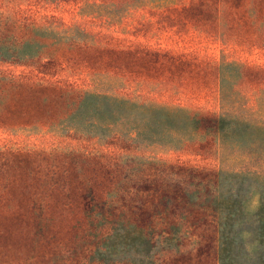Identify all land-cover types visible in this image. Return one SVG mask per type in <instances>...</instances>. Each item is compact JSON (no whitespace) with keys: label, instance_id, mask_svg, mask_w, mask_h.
<instances>
[{"label":"trees","instance_id":"trees-1","mask_svg":"<svg viewBox=\"0 0 264 264\" xmlns=\"http://www.w3.org/2000/svg\"><path fill=\"white\" fill-rule=\"evenodd\" d=\"M14 1L26 6L23 16L0 14V64L31 73L0 74V127L41 126L55 132L64 126L72 133L70 139L97 143L111 136L84 131L131 121L134 127L127 139L149 140L155 137L146 130L150 124L189 121L200 143L214 142L216 152L228 135L264 131L237 112L219 111L205 101L191 104V74L214 73L219 84L225 61L201 62L204 66L192 73L162 71L191 61L174 46L129 39L135 37L130 22L179 13L188 29L178 31V48L191 35L213 29L221 44L234 25L263 19L264 0H187L185 6L142 10L137 17L130 2L118 11L114 2L103 10V0L64 5ZM90 6L102 18L112 19L88 21L82 27L88 34L84 39L59 32L44 20L70 8L91 14ZM40 8L44 14L36 16ZM149 33L148 40L153 38ZM65 65L97 79L99 88H108L92 90L59 81L57 71ZM205 91L211 93L212 88ZM9 155L11 162L0 164V264H264V192L251 244L242 227L247 179H264L260 175L133 154L119 159L80 152ZM155 249L164 255L158 257Z\"/></svg>","mask_w":264,"mask_h":264},{"label":"rangeland","instance_id":"rangeland-1","mask_svg":"<svg viewBox=\"0 0 264 264\" xmlns=\"http://www.w3.org/2000/svg\"><path fill=\"white\" fill-rule=\"evenodd\" d=\"M80 0H45L47 4H75ZM101 4L106 10L107 4L114 2L118 11H123L126 2L134 7V17H137L142 10L154 11L167 7L185 6L187 0H103ZM240 2L244 0H238ZM138 2V3H137ZM92 3H89L91 5ZM23 5L14 0H0V14L24 15ZM92 7L91 14L78 10V8L66 9L65 12L45 15L46 24L56 26L59 32L68 33L77 39H84L88 34L82 27L88 21L100 20L105 23L111 17L102 18ZM264 12V5L262 7ZM262 12V13H263ZM44 14L43 9H36V16ZM27 15V13H25ZM242 15V14H241ZM40 16V15H39ZM231 15L226 17L230 21ZM110 23V22H109ZM178 24L177 29H173ZM135 37L129 39L145 40L140 44L151 42L156 47L174 46L183 59L188 56L191 63L172 64L163 67L162 71L179 72L186 69L188 72L200 70L199 66L211 60L225 61L219 72L222 74L221 81L214 83L213 74L209 72H196L191 74V86L189 92L192 96L191 104L199 105L205 101V105L218 108L219 111L237 112L240 117L246 118L250 125L264 126V17L254 19L249 26L234 25L233 30H226L223 38L224 42H218L214 29L205 34L191 35L185 46L178 48V31H186L188 26L184 22L182 14L165 13L156 15L153 19H147L145 23L130 22ZM201 28V26H200ZM173 29V30H172ZM149 33L150 40L146 39ZM174 32V33H173ZM90 33V32H89ZM173 33V34H172ZM115 38L121 35L111 34ZM144 37L145 39H140ZM148 40V41H147ZM117 43L116 41H113ZM192 46L190 52L187 49ZM226 46H229L226 48ZM170 57H173L170 55ZM199 62V63H196ZM199 64V65H197ZM70 65V64H69ZM59 72L58 80L73 83L71 86L79 88H99L97 79L84 74L77 67L67 66ZM261 68L263 73L258 71ZM204 71V70H203ZM57 72H49L57 75ZM28 68H16L12 65H1L0 74L24 76L30 74ZM102 86L99 89H107ZM212 88L211 93H206L205 89ZM218 89L221 94H219ZM118 91H121L120 89ZM155 104V103H153ZM159 103H156L157 105ZM121 116V115H120ZM131 121L118 124H108L100 128H89L85 133L99 137L111 136L107 140L91 143L82 139H70L72 133L69 128L61 126L55 132L37 126L34 129L0 127V164L10 163L11 152H80L86 154H97L105 159H119L127 157L129 154L143 157L155 161L184 162L195 166L218 169L222 171L236 172L244 171L255 173L264 177V131L262 130H242L238 134L228 135L221 145V150L216 152L213 146L207 143L201 144L202 138L193 133L192 123H184L162 119L149 126L150 133L154 134L153 139L147 140L144 136H137L134 141H129L127 136L134 127ZM170 127L179 129L172 130ZM168 129V130H167ZM171 129V131H170ZM169 132V133H168ZM214 138L212 137V140ZM110 143V146H108ZM150 145V146H149ZM196 154L200 155L197 156ZM9 160V161H7ZM246 187V202L244 213L246 220L243 228L246 232V241L251 244L256 237L257 224L255 214L260 208V200L264 192V179L248 178ZM157 256L164 255L155 249ZM168 255V254H167ZM28 264H39L30 262Z\"/></svg>","mask_w":264,"mask_h":264}]
</instances>
